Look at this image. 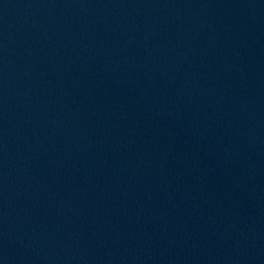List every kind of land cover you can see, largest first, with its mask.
I'll return each mask as SVG.
<instances>
[{"label":"water","instance_id":"95a60500","mask_svg":"<svg viewBox=\"0 0 264 264\" xmlns=\"http://www.w3.org/2000/svg\"><path fill=\"white\" fill-rule=\"evenodd\" d=\"M0 264H264V0H0Z\"/></svg>","mask_w":264,"mask_h":264}]
</instances>
